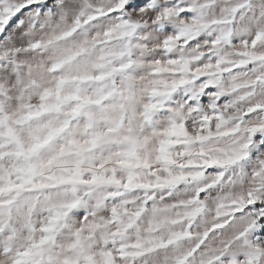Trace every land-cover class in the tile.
Listing matches in <instances>:
<instances>
[{"label": "snow or ice", "instance_id": "6c2138e0", "mask_svg": "<svg viewBox=\"0 0 264 264\" xmlns=\"http://www.w3.org/2000/svg\"><path fill=\"white\" fill-rule=\"evenodd\" d=\"M0 264H264V0H0Z\"/></svg>", "mask_w": 264, "mask_h": 264}]
</instances>
